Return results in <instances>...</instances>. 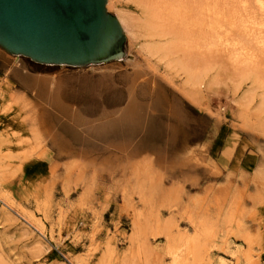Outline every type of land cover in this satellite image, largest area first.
<instances>
[{
    "label": "rangeland",
    "instance_id": "1",
    "mask_svg": "<svg viewBox=\"0 0 264 264\" xmlns=\"http://www.w3.org/2000/svg\"><path fill=\"white\" fill-rule=\"evenodd\" d=\"M184 1L186 23H163L177 43L126 38V56L152 61L183 93V72L146 57L142 43L173 42L174 58L207 72L190 93L217 141L175 166L109 167L104 181L79 156L100 67L40 66L0 49V264H264V10L255 0ZM140 2L106 9L142 19Z\"/></svg>",
    "mask_w": 264,
    "mask_h": 264
},
{
    "label": "crops",
    "instance_id": "2",
    "mask_svg": "<svg viewBox=\"0 0 264 264\" xmlns=\"http://www.w3.org/2000/svg\"><path fill=\"white\" fill-rule=\"evenodd\" d=\"M99 67L88 81L87 148L79 156L104 181L112 180L109 167H171L202 147L212 154L216 122L152 61L129 55Z\"/></svg>",
    "mask_w": 264,
    "mask_h": 264
},
{
    "label": "water",
    "instance_id": "3",
    "mask_svg": "<svg viewBox=\"0 0 264 264\" xmlns=\"http://www.w3.org/2000/svg\"><path fill=\"white\" fill-rule=\"evenodd\" d=\"M107 0H0V49L40 66L88 68L126 58Z\"/></svg>",
    "mask_w": 264,
    "mask_h": 264
},
{
    "label": "bare ground",
    "instance_id": "4",
    "mask_svg": "<svg viewBox=\"0 0 264 264\" xmlns=\"http://www.w3.org/2000/svg\"><path fill=\"white\" fill-rule=\"evenodd\" d=\"M255 1L258 7L261 10H264V0H255ZM140 3H141L140 7H142L141 11L143 14L142 19H137L126 12L121 13L118 17L116 16L118 22L121 25L123 33L125 34V37L135 42V41H138L139 39H144V40L149 39L150 40V39H154L155 37L165 38V36L174 35V37H172L174 39L172 40L175 42L178 41V37H181V35L180 36L176 35V32H174V28L172 29L170 27H164L165 24L163 23L165 22L167 23L168 21L178 22L179 20L181 21L185 20L186 17L188 16L187 12L189 11L186 8L187 4L185 3V1L184 0H143V2H140ZM200 13L201 12H199V16L201 15ZM192 25L193 24L191 23L186 24L185 27H187L186 29L188 33H190L191 31L193 27ZM197 26L202 28V25L200 22L197 24ZM138 31H143L144 33L138 34L139 33ZM174 45L175 43L173 42H171L169 46L159 45L158 43H155V42L154 43L144 42L140 45V51L146 57H151V58L157 57L160 61H164V62L166 61L167 67L171 69L178 68L179 71L183 72L182 74H184V77H185L184 78L185 85L183 86L189 87L188 90L186 91L183 90V91H185V94L189 97V99L195 102L193 98L194 96H192V94L190 93V90H193L197 87H200L206 84L207 72L191 70L187 68V66H185L182 62H180L179 59L174 58L175 54L171 52L172 49L170 48L171 46H174ZM27 84L32 86L34 89H39L40 87H43L41 84H38V83L28 82ZM218 84L219 83L217 82V80L213 78V79H210V81L207 83V86L213 88V87H217ZM27 223L32 224L31 221H28ZM169 255L172 256L174 259L177 253L175 252L173 253L172 251H169Z\"/></svg>",
    "mask_w": 264,
    "mask_h": 264
}]
</instances>
